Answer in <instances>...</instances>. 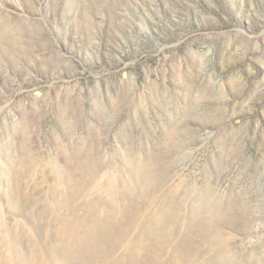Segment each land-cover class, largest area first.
I'll return each mask as SVG.
<instances>
[{
    "label": "rangeland",
    "instance_id": "obj_1",
    "mask_svg": "<svg viewBox=\"0 0 264 264\" xmlns=\"http://www.w3.org/2000/svg\"><path fill=\"white\" fill-rule=\"evenodd\" d=\"M0 264H264V0H0Z\"/></svg>",
    "mask_w": 264,
    "mask_h": 264
}]
</instances>
